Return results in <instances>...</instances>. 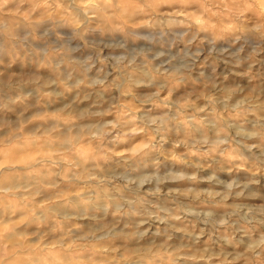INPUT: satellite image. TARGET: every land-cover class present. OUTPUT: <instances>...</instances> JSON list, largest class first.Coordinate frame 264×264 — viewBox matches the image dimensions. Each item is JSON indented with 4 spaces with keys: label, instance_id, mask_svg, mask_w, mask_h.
<instances>
[{
    "label": "clouds",
    "instance_id": "obj_1",
    "mask_svg": "<svg viewBox=\"0 0 264 264\" xmlns=\"http://www.w3.org/2000/svg\"><path fill=\"white\" fill-rule=\"evenodd\" d=\"M0 264H264V0H0Z\"/></svg>",
    "mask_w": 264,
    "mask_h": 264
}]
</instances>
